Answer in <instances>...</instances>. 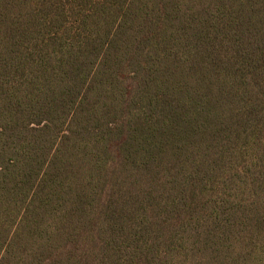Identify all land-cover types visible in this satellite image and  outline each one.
I'll list each match as a JSON object with an SVG mask.
<instances>
[{"label": "trees", "instance_id": "16d2710c", "mask_svg": "<svg viewBox=\"0 0 264 264\" xmlns=\"http://www.w3.org/2000/svg\"><path fill=\"white\" fill-rule=\"evenodd\" d=\"M0 264H264V0H0Z\"/></svg>", "mask_w": 264, "mask_h": 264}]
</instances>
